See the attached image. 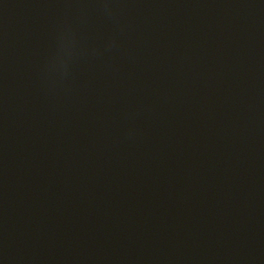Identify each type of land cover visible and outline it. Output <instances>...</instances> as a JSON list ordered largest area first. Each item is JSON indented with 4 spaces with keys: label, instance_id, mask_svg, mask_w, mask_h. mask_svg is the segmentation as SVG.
<instances>
[{
    "label": "water",
    "instance_id": "95a60500",
    "mask_svg": "<svg viewBox=\"0 0 264 264\" xmlns=\"http://www.w3.org/2000/svg\"><path fill=\"white\" fill-rule=\"evenodd\" d=\"M0 264H264V0H0Z\"/></svg>",
    "mask_w": 264,
    "mask_h": 264
}]
</instances>
